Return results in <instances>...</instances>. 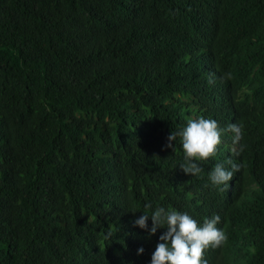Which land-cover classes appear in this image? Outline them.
<instances>
[{
  "label": "trees",
  "instance_id": "trees-1",
  "mask_svg": "<svg viewBox=\"0 0 264 264\" xmlns=\"http://www.w3.org/2000/svg\"><path fill=\"white\" fill-rule=\"evenodd\" d=\"M197 117L225 131L190 176L166 145ZM146 203L219 215L207 264H264V0H0V264H149Z\"/></svg>",
  "mask_w": 264,
  "mask_h": 264
},
{
  "label": "clouds",
  "instance_id": "clouds-1",
  "mask_svg": "<svg viewBox=\"0 0 264 264\" xmlns=\"http://www.w3.org/2000/svg\"><path fill=\"white\" fill-rule=\"evenodd\" d=\"M228 130L233 133L234 143L241 139V129L237 124H230ZM224 131L215 119L189 118L181 128L170 132L166 147L172 148L179 138L183 152L179 168L186 175L199 176L203 171L200 162L207 161L216 154ZM227 163L230 167L216 163L208 173V179L213 186H227L234 173L241 168L239 162L229 160ZM144 207L151 209V214L140 212L141 215L134 220V224L147 230L150 236L156 234L158 229H166L159 236L149 264H207L203 259L204 251L209 247L220 246L226 239L224 231L217 227L220 223L219 215L206 218L200 224L186 211L164 206L153 209L150 203H146ZM137 253L142 254L143 248L138 249Z\"/></svg>",
  "mask_w": 264,
  "mask_h": 264
},
{
  "label": "bare ground",
  "instance_id": "bare-ground-1",
  "mask_svg": "<svg viewBox=\"0 0 264 264\" xmlns=\"http://www.w3.org/2000/svg\"><path fill=\"white\" fill-rule=\"evenodd\" d=\"M211 250H213V248L212 247H209V248H207L205 251H204V254H203V259L204 260H206V262L208 261V259H209V253L211 252Z\"/></svg>",
  "mask_w": 264,
  "mask_h": 264
}]
</instances>
